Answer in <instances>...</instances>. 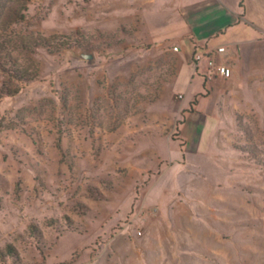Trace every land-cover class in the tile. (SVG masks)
<instances>
[{"label":"rangeland","instance_id":"rangeland-1","mask_svg":"<svg viewBox=\"0 0 264 264\" xmlns=\"http://www.w3.org/2000/svg\"><path fill=\"white\" fill-rule=\"evenodd\" d=\"M171 1L29 0L6 28L99 49H37L0 92V264H264V8L208 45L249 41L229 79L190 81Z\"/></svg>","mask_w":264,"mask_h":264},{"label":"crops","instance_id":"crops-1","mask_svg":"<svg viewBox=\"0 0 264 264\" xmlns=\"http://www.w3.org/2000/svg\"><path fill=\"white\" fill-rule=\"evenodd\" d=\"M191 6H196L193 11ZM168 9L164 11L163 21L172 23V40H166L178 47L175 52L179 55V63L187 61L191 69L190 81L194 78H202L201 69L195 70L192 56L197 51L212 49L222 46L218 43L215 46H208L217 32H245L246 28H255L258 35L263 33L258 17L262 14L264 0H172L168 4ZM192 18V20H191ZM141 21V20H140ZM235 35V34H234ZM236 36V35H235ZM231 36L226 43V50L222 52L219 59L232 67L238 66L244 54V48L249 41ZM234 37V38H233ZM170 39V38H166ZM185 41L190 58L186 60L181 52V47L176 41ZM260 39L257 41L259 42ZM205 78V77H204ZM208 80H218V78H207ZM206 79V80H207ZM184 94H182V98ZM183 107V106H182Z\"/></svg>","mask_w":264,"mask_h":264},{"label":"trees","instance_id":"trees-1","mask_svg":"<svg viewBox=\"0 0 264 264\" xmlns=\"http://www.w3.org/2000/svg\"><path fill=\"white\" fill-rule=\"evenodd\" d=\"M28 2L29 0H0V75L7 78L10 83V85L3 83L0 92L8 97L16 95L24 84L36 79L39 71L35 58L37 49H45L49 53H59L73 48L99 49L69 34H6L8 26L23 20ZM107 36L114 37V34ZM196 103L195 97L185 110L193 111V105ZM243 132L247 135L245 130ZM238 149L244 154L257 153L251 145H241ZM257 165L264 167V162L260 161ZM31 228L35 230L36 227L31 225ZM6 255L17 258L15 248L10 244L6 245Z\"/></svg>","mask_w":264,"mask_h":264},{"label":"built area","instance_id":"built-area-1","mask_svg":"<svg viewBox=\"0 0 264 264\" xmlns=\"http://www.w3.org/2000/svg\"><path fill=\"white\" fill-rule=\"evenodd\" d=\"M173 49L177 50L178 47L174 46ZM225 50L224 46H217L195 52L192 56L195 70L201 69L205 78L229 79L232 76V67L219 59L220 54ZM179 96L182 97L181 94Z\"/></svg>","mask_w":264,"mask_h":264},{"label":"water","instance_id":"water-1","mask_svg":"<svg viewBox=\"0 0 264 264\" xmlns=\"http://www.w3.org/2000/svg\"><path fill=\"white\" fill-rule=\"evenodd\" d=\"M78 58H84L88 61H92L94 59L93 52L88 49L81 50L79 53L75 54Z\"/></svg>","mask_w":264,"mask_h":264}]
</instances>
